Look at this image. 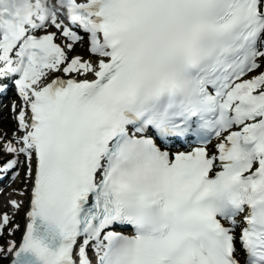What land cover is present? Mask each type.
I'll list each match as a JSON object with an SVG mask.
<instances>
[{
  "label": "snow or ice",
  "instance_id": "6c2138e0",
  "mask_svg": "<svg viewBox=\"0 0 264 264\" xmlns=\"http://www.w3.org/2000/svg\"><path fill=\"white\" fill-rule=\"evenodd\" d=\"M13 36L0 95L23 135L0 174L23 157L32 187L10 264H264V0H56ZM85 37L97 59H69ZM59 71L85 78L41 86Z\"/></svg>",
  "mask_w": 264,
  "mask_h": 264
},
{
  "label": "rangeland",
  "instance_id": "374dc122",
  "mask_svg": "<svg viewBox=\"0 0 264 264\" xmlns=\"http://www.w3.org/2000/svg\"><path fill=\"white\" fill-rule=\"evenodd\" d=\"M57 39L60 40L59 36L57 35ZM68 41V40H67ZM83 45L82 53H79L75 47L69 52H67L68 58L72 56L79 55L81 58H87L89 56H93L87 49L86 41L85 39L81 42ZM49 74H55V75H61L64 74L62 71L59 72H49ZM76 76L80 77L79 75L75 73H70L68 76ZM15 102V104L18 106L16 111L13 112L12 110V104ZM21 105V100L18 97L17 94L12 93L10 95V104L3 105V99H0V129L9 123V121H13L15 115L18 114V110ZM8 110L5 112V110ZM10 109V110H9ZM16 133L17 136L23 135L22 132L17 131V122L14 121L13 127H12V136L13 133ZM8 141H15V137L13 136V139L4 138L2 135H0V143L4 145ZM11 155V154H10ZM9 155V156H10ZM4 154H0V158H4ZM21 163L17 166V168L14 170L18 174L13 177V171H10V178L6 182L5 186L0 189V216L7 213L9 216V223L4 226L2 234H0V264H8L11 258V253L7 251L8 248V242L14 241V239L18 238V235L20 231L23 228V224L26 220L25 216L27 211L29 210V189L31 186V178H29L27 173V167L24 163V158L20 157ZM26 177V179L24 178ZM23 193V194H21ZM15 200L18 202L19 206L23 204V209L19 210L18 208H14L10 201ZM22 213V216L20 215ZM16 225H19V227H15ZM11 229L12 234L9 235V230Z\"/></svg>",
  "mask_w": 264,
  "mask_h": 264
},
{
  "label": "clouds",
  "instance_id": "9594fccd",
  "mask_svg": "<svg viewBox=\"0 0 264 264\" xmlns=\"http://www.w3.org/2000/svg\"><path fill=\"white\" fill-rule=\"evenodd\" d=\"M54 5L51 0H0V16L6 23L0 26V33H7L8 39H14L13 33L37 14H51Z\"/></svg>",
  "mask_w": 264,
  "mask_h": 264
},
{
  "label": "bare ground",
  "instance_id": "6f19581e",
  "mask_svg": "<svg viewBox=\"0 0 264 264\" xmlns=\"http://www.w3.org/2000/svg\"><path fill=\"white\" fill-rule=\"evenodd\" d=\"M52 4L55 6V0H51ZM62 18V17H60ZM52 30V31H55L59 38H60V42H61V45L62 47H65L66 48V45L68 43H71V41H67L66 38H64L62 35H60V32L59 30L55 29V27L51 26L50 22L45 26V28H43L42 30L45 31V30ZM82 42V41H81ZM81 42H76L74 44V47L75 49H77L79 51V53H82V49H83V45ZM67 51V49H66ZM73 57V56H72ZM71 59V57L69 58ZM82 59H86V60H93L95 61L97 58L93 55V56H89L87 58H82ZM64 75V74H63ZM85 78V77H83ZM86 78H94L91 74H86ZM9 102H10V98H8ZM10 110V109H9ZM8 111L7 109L5 110V112ZM28 118L27 114H26V119ZM14 121H16L15 119H13V121H9V123H7L6 125H4L1 129H0V135H2L4 138H8V139H13V136H12V127H13V124H14ZM226 134H222L221 137H217L215 138L210 144H208L206 147L208 149V152L209 154H214L216 150H213L212 146L215 147L216 144H218L219 141H221L223 139V137L225 136ZM194 147H197L195 145H189L187 146L186 148H184L185 151H190L192 148ZM0 154H4L5 157L9 156L10 154L6 153L4 151V148H3V145L2 143H0ZM26 179V177H24ZM23 204H21L19 206V210L20 209H23ZM22 216V213L20 214ZM26 219H27V216H26ZM16 245V244H15ZM92 251L89 250V254H91ZM12 256V254H11Z\"/></svg>",
  "mask_w": 264,
  "mask_h": 264
}]
</instances>
